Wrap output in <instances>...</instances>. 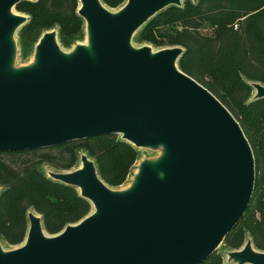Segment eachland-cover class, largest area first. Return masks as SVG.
Masks as SVG:
<instances>
[{"label": "water", "instance_id": "95a60500", "mask_svg": "<svg viewBox=\"0 0 264 264\" xmlns=\"http://www.w3.org/2000/svg\"><path fill=\"white\" fill-rule=\"evenodd\" d=\"M24 0H0V153L45 149L120 134L142 159L131 184L111 188L95 161L49 177L74 186L92 211L57 234L28 211L23 243L0 264H201L245 216L256 182L253 148L231 111L179 68L182 46H136V33L156 14L183 0H126L111 10L102 0H78L87 41L66 51L56 28L17 65V31ZM38 1V0H30ZM197 2L198 0H192ZM252 100L264 84L251 81ZM236 264H264L248 238L229 252Z\"/></svg>", "mask_w": 264, "mask_h": 264}, {"label": "trees", "instance_id": "16d2710c", "mask_svg": "<svg viewBox=\"0 0 264 264\" xmlns=\"http://www.w3.org/2000/svg\"><path fill=\"white\" fill-rule=\"evenodd\" d=\"M102 1L112 8L126 2ZM78 7V0H24L15 7L29 15L20 34L26 44H35L43 31L58 27L61 41L71 43L85 31ZM205 24L216 25L217 33L212 37L203 34ZM163 26L173 29L161 31ZM137 40L155 46H182L179 68L208 88L241 124L254 151L256 182L245 216L225 239L238 249L251 238L254 247L264 251V138L256 144L249 128L256 109L264 105V98L251 99V81L264 84V0H185L180 7L172 5L156 14L138 31ZM117 135L95 136L50 148L61 149L58 167L67 171L77 168L81 153H87L95 159L102 179L116 186L138 159L137 149L125 140L116 142ZM38 150L42 149L0 154L19 156ZM0 184L5 186L0 194V235L12 245L24 242L30 209L42 216L49 234L61 232L92 211L91 202L76 187L48 177L31 159L17 169L0 158ZM201 264H222V260L213 253Z\"/></svg>", "mask_w": 264, "mask_h": 264}, {"label": "rangeland", "instance_id": "374dc122", "mask_svg": "<svg viewBox=\"0 0 264 264\" xmlns=\"http://www.w3.org/2000/svg\"><path fill=\"white\" fill-rule=\"evenodd\" d=\"M184 1L185 0H183V4H184ZM121 6L116 7V8H112L109 6H107V7H109L111 10L115 11V10H118ZM14 11L17 13H20V14H26V13L20 12L16 9H14ZM21 28L16 33V40H17V44H18V53H17V59H16L17 65L27 64L33 60L35 45L38 42V40L40 39V37L43 35V33L46 31L45 30L41 33L39 39L37 40V42L35 44H30V43L26 44L25 39L20 34ZM55 28L59 31L58 27H55ZM160 29H161V31L162 30H172L173 27L172 26H163V27H160ZM216 30H217V26L216 25H210V24H205L201 29L203 34L211 36V37L217 33ZM137 36H138V32L136 33V35L133 38V43L136 46H142V45L148 44V45L153 46L154 50H159V49L168 47L166 45L165 46H155L154 44H151V43L145 42V41L140 42L139 40H137ZM86 41H87V36H86L85 31L81 36H78L71 43H63L60 39V36H59V42H60L61 46L63 47V49H65L66 51L71 50L75 46L76 43H85ZM254 93H255V90L253 88V95H252L251 99L253 98ZM249 128L252 131L253 137L256 140V144L261 142V140L264 138V105H262L258 109H256L254 118L250 119ZM119 140H123L122 135H120V134L116 136L115 141L117 142ZM92 143L96 144L94 142H92ZM136 149L138 152V159L129 167V170H128L125 178L123 179V181L116 186H110L111 188H114V189L127 188L132 182L133 176H134L135 172L137 171V167H138V164L140 163V161L146 157L155 156L158 154L157 151H153L150 149H141V148H136ZM60 152H61V149L45 148L42 150H38L37 152L26 153V154L19 155V156H17V155L9 156L7 154H0V158H3L6 162L10 163L13 167H15L17 169H21L23 167L25 160L31 159L33 162L37 163L38 167L49 177V172H51V171H67V170H64V169H61L58 167L61 164ZM96 152L100 153V150L96 148ZM44 154L50 155L51 157H53V159L46 157ZM117 156H119V155H117ZM92 159L95 161V159L93 157H92ZM79 165H80V162H79L78 166ZM4 190H5V186L0 184V194L3 193ZM45 232L47 234H49L46 230H45ZM247 240H248V238H247ZM246 241H245V243H246ZM0 243L2 244L4 249H6V250L15 248V247L20 245V244L19 245L9 244L7 241H5L3 239V237L1 235H0ZM242 247H240V248H242ZM240 248H238V249H240ZM233 250H237V249L232 247V245L229 244L227 239H224V241L219 245V247L214 252V255L221 258L222 264H236L233 261L229 260V252L233 251Z\"/></svg>", "mask_w": 264, "mask_h": 264}, {"label": "built area", "instance_id": "2783aa9c", "mask_svg": "<svg viewBox=\"0 0 264 264\" xmlns=\"http://www.w3.org/2000/svg\"><path fill=\"white\" fill-rule=\"evenodd\" d=\"M235 28H238V25L237 24H235Z\"/></svg>", "mask_w": 264, "mask_h": 264}]
</instances>
